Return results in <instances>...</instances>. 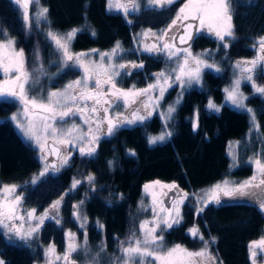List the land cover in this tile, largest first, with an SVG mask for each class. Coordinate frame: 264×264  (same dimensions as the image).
Returning a JSON list of instances; mask_svg holds the SVG:
<instances>
[{
  "label": "trees",
  "instance_id": "trees-1",
  "mask_svg": "<svg viewBox=\"0 0 264 264\" xmlns=\"http://www.w3.org/2000/svg\"><path fill=\"white\" fill-rule=\"evenodd\" d=\"M182 2L178 0L164 9L146 7L127 18L109 10L108 0H40L39 6L48 9V30L65 33L72 28L82 29L71 44L73 53L93 49L109 51L119 41L120 61L142 62V70L132 71L124 80L122 87L127 89L132 85L136 88L149 85L153 75L163 66L146 55L133 52L136 34L144 28L151 31L162 28ZM233 4L232 23L237 41L224 51L220 72L204 71L200 86H190L182 92L176 86L168 90L164 103L174 100L179 92L181 97L168 124L172 135L163 142L148 143L150 135L164 128L154 115L143 123L119 128L112 136L101 137L93 156L75 154L69 166L29 185V180L41 169L40 160L7 118L17 110L18 104L0 100V186L17 185V193L23 197V208H35L40 215L63 197L59 205L60 223L46 220L40 229L38 243L10 242L0 230V259L5 264H40L42 247L50 244L58 253H63L64 231L78 232L72 218V206L76 201H83L89 245L96 246L102 239L107 251H113L115 244L127 238L136 226V208L145 184L175 183L181 192L190 195L228 178L238 180L249 176L248 166L241 164L232 168L228 146L238 142V154L243 159L257 149L264 151V104L255 96H249L246 101L256 112L258 133L251 130L253 125L245 111L223 104V90L229 81L230 63L250 57L248 40L264 35V0H233ZM0 29L15 39L18 49L24 50L26 60L30 61L34 46L42 47L45 59L49 60L50 49L44 33L37 29L36 37L33 33L27 34L10 0H0ZM215 46L212 39L197 33L191 48L199 52ZM77 75V71L67 69L55 75L50 86L52 89L61 87L75 80ZM209 100L219 106V112L208 108ZM194 121L197 123L195 131ZM90 174L95 180L88 190L83 179ZM74 179L82 181L75 189L71 187ZM181 215L182 222L164 233L167 244L196 249L199 244L186 234L187 229L196 226L205 240L214 238L211 250L222 264H252L248 246L259 240L264 231V220L259 213L235 203H221L210 204L196 215L186 205Z\"/></svg>",
  "mask_w": 264,
  "mask_h": 264
},
{
  "label": "snow or ice",
  "instance_id": "snow-or-ice-1",
  "mask_svg": "<svg viewBox=\"0 0 264 264\" xmlns=\"http://www.w3.org/2000/svg\"><path fill=\"white\" fill-rule=\"evenodd\" d=\"M108 2L111 8L114 0ZM175 2L176 0H146V7L153 10L164 9ZM16 3L23 9L26 27H30L32 17L29 6L32 4L39 6L40 0H16ZM115 4L118 9L123 10L126 18L130 13L140 11V0L123 2L115 0ZM47 13L46 7H38L35 13L37 23L47 21ZM233 13V0H185L165 29L159 32H152L149 29L142 33L143 36L151 34L156 38L150 46L144 45V51L150 53L163 51L166 53V59L175 65L154 74L156 82L144 89H135L133 86L132 89L125 90L118 86L116 78L130 73L128 63H117L115 60L117 54L122 51L119 41L110 53H98L100 57L98 62L89 61L91 53L71 51V44L82 29L72 28L65 33L49 29L46 36L55 50L61 54L60 63L68 66V62L72 61L83 69L84 75L81 79L65 85L63 89L49 90L46 97L43 94H33L40 84L41 77L45 75L39 52L36 53L35 64L29 68L24 50L16 48L15 39L9 36L6 30H0V74L3 77L0 78V97L10 96L21 105V111L13 114L10 119L27 140L39 147L41 160L44 162V170L39 175L43 176L50 168L59 171L60 168L67 166L70 163L72 149L78 148L82 157H91L95 154L96 146L103 135L112 136L125 124L143 123L152 112L161 108L165 92L174 84L181 89L193 83L199 84L204 68L220 72L219 66L204 59L209 53L194 54L188 42L193 40L197 33L207 29L209 34H214L217 40L222 42L225 49L228 48L230 40L235 38ZM92 34L95 35V32ZM177 40L187 46L180 47L175 43ZM252 47L256 51V56L251 60H238L233 64L236 70L234 79L231 86L224 91L226 100L231 105L249 113L253 125L251 130L259 133L260 126L256 122L255 112L247 108L245 104L247 97L241 92L240 87L242 82H248L254 93L264 96V85L258 84L254 75L257 68L264 69V35L259 36ZM91 52L98 50L93 49ZM142 67L143 64L131 63V68ZM157 89L158 95L155 94ZM176 103H179V98ZM121 107L123 111H119ZM208 108L220 111L212 100L208 101ZM174 112L175 106L169 105L166 112H161V116L167 121ZM77 115L82 123L73 121L69 126H65L68 118ZM196 128L197 123L194 121L193 130ZM171 135L170 131H164L158 136H150L148 143L152 145L163 142ZM234 148V144L229 145V155L235 160L232 151ZM130 154L135 155L134 152ZM49 156H55L56 159L48 160ZM249 163L254 165L250 178L241 182L225 179L201 193L192 194L196 198L197 214L203 212L209 204L220 205L224 197L250 199L264 212V151L250 157ZM109 164L112 162L109 161ZM36 179L33 178V184L36 183ZM86 179L92 185L95 177L90 174ZM80 183L81 180L74 179L72 188L75 189ZM153 183L169 191L178 189L175 183L161 184L160 181ZM17 187L15 184L0 186V230L9 234L10 239L15 237L28 242L35 239L45 219L58 215L63 197L54 201L45 209L43 215L38 216L35 208L23 209V197L17 193ZM150 187L149 184L144 185L146 191ZM188 197L187 192L178 190L175 196L170 197L171 207L161 206L164 202H157L153 197V219L141 221L139 231H131L126 240L119 242L120 255L115 257L111 264H222L209 251V241L204 239L196 226L191 227L188 232L193 238L203 242L200 250H189L180 244L165 247L164 232L181 223L183 218L180 206ZM73 209V216L80 221V227L86 229L87 217L81 216L79 205H73ZM141 210H146L143 201ZM57 223L60 221L57 220ZM99 227L103 228V225ZM65 235L67 247L62 255L56 253L54 245H49L45 249L46 264H75L74 253L80 250L86 255L89 253L86 230L82 244L77 242L75 233L67 232ZM214 242L213 238L212 243ZM248 247L253 264H256L258 252L264 254V237L250 242ZM105 250L106 246L101 244L100 250L87 260L86 264H100V253ZM0 264L5 262L0 260Z\"/></svg>",
  "mask_w": 264,
  "mask_h": 264
},
{
  "label": "rangeland",
  "instance_id": "rangeland-1",
  "mask_svg": "<svg viewBox=\"0 0 264 264\" xmlns=\"http://www.w3.org/2000/svg\"><path fill=\"white\" fill-rule=\"evenodd\" d=\"M11 1V3H12V5L15 7V9H17V11H18V13H19V17H20V19L23 21V24H24V27H25V29L27 30V34H29V33H33L34 34V37H36V30L38 29V30H40V32L42 33H44V37H45V40L48 42V44H49V51H48V53H49V60H46L45 58H46V56H45V54L43 53V49H42V47H38V46H34L33 47V52H32V56H31V58L29 59L30 61H28L27 60V63H28V66H29V68H31L34 64H35V57H36V53H37V51L39 52V57H40V61L42 62V64H43V68H44V70H45V75L44 76H42L41 77V81H40V84L36 87V89L33 91V94L34 95H36V94H43L45 97H46V95H47V92L49 91V90H53V91H55V90H59V89H63L64 88V86L65 85H67V84H69L70 82H72V81H75V80H78V79H81V77L84 75V71H83V69L82 68H80L79 67V65L78 64H74L72 61H69L68 62V66H64V65H62L61 63H60V60H61V54L59 53V52H57L56 50H55V48H54V46H53V44L50 42V40L47 38V36H46V33H47V31H48V29H47V21H40L39 23H37V21H36V19H35V13H36V11H37V8L38 7H40V6H38V5H35V4H32V5H30L29 6V12H30V16L32 17V21H31V26L30 27H26V25H25V22H24V19H23V15H22V13H23V9L20 7V5L19 4H17L16 3V0H10ZM176 1H178V0H176ZM181 1H183L182 2V4L180 5V7L183 5V3L185 2V0H181ZM121 2H123V0H121ZM109 7V6H108ZM179 7V8H180ZM144 8H146V0H140V11L142 10V9H144ZM148 8V7H147ZM146 8V9H147ZM179 8L175 11V13H174V15L172 16V18L169 20V22L168 23H166L162 28H160V29H157V30H155V31H152V32H159L160 30H162V29H165L167 26H168V24L171 22V20L175 17V15H176V12L179 10ZM109 10H111V11H114V12H118V13H120V14H122L124 17H125V15H124V12H123V10L122 9H118L117 7H116V4H115V0H114V2H113V5H112V7L110 8L109 7ZM140 11H138V12H140ZM138 12H133V13H130L129 15H132V14H137ZM128 15V16H129ZM1 30V29H0ZM148 29H141L137 34H136V36H135V38H134V46H133V48H132V50H133V52L134 53H138V54H145V55H149V56H151V57H154V58H159V57H161L162 58V60H163V64H164V67H163V69L162 70H168L169 69V67H170V65H171V67H174L175 65H174V63H172V62H170V61H168L167 59H166V53L165 52H152V53H150V52H147V51H144V45L145 44H148L149 46L152 44V42L153 41H155V37L154 36H152L151 34H149L148 36H143V35H141L142 33H144L145 31H147ZM202 35H204V36H206V37H209L210 39H212L213 41H214V43L216 44V46H215V48L214 49H212V50H204V51H199V52H194L193 50H192V48H191V51L194 53V54H199V53H204V52H207V53H209V55H207V56H205L204 57V59H206L209 63H215L217 66H221V64H222V61L221 60H224V58H225V56H224V51H226V49L223 47V44H222V42H220V41H218L217 40V38L215 37V35L214 34H209L208 32H207V29H204V30H202L201 32H200ZM32 34V35H33ZM259 37V35L257 36V37H251L250 39L251 40H248V43H249V48L251 49V56L250 57H248V58H240V59H235L234 61H232L231 63H230V65H229V69H227L228 71V73L230 74V76H229V81H228V83H227V85L225 86V88H228V87H230L231 86V84H232V82H233V79H234V73H235V69L233 68V64L236 62V61H238V60H251V59H253L255 56H256V51H255V49L252 47V45L255 43V41H256V39ZM226 39H229V38H226ZM235 41H237L235 38L234 39H231L230 40V43H233V42H235ZM229 43V44H230ZM15 46H16V43H15ZM16 48L18 49V47L16 46ZM108 53H110L111 52V50L110 51H107ZM76 53H91V56L88 58L89 59V61H99V59H100V57H99V55H98V53H104V52H91V51H87V52H76ZM121 53H122V51H120L118 54H117V56L115 57V60H116V62L117 63H128L129 64V69H130V73L129 74H122L121 76H119V77H117L116 79H117V81H118V86L120 87V88H123L122 87V84H123V82H124V80L125 79H127L129 76H130V74H131V71H134V70H137L138 68H131V63L132 62H135V61H127V60H119V55H121ZM221 55V56H220ZM219 57V58H218ZM117 58H118V60H117ZM224 62V61H223ZM85 63H87V61H85ZM38 66V65H37ZM67 69H69V70H72V71H77L78 72V75H77V78L75 79V80H70V81H67V82H65L64 83V85L63 86H61V87H57L56 89H52L51 88V83L52 82H54V80H55V78H54V76L56 75H59L61 72H63V71H65V70H67ZM207 70H212V71H214V72H216L215 71V69H209V68H204L203 69V71H202V73L204 72V71H207ZM160 71H158V72H156V73H159ZM155 73V74H156ZM202 73H201V79H202ZM254 75H255V79H256V82L258 83V84H260V85H264V69H262V68H257V70L255 71V73H254ZM0 78H3L2 77V74H0ZM156 82V80H155V75H153V77H152V81L150 82V84H153V83H155ZM194 85H197V86H200V83L199 84H196V83H193L191 86H194ZM148 85H146V86H143L142 88H136L135 87V89H144V88H146ZM173 86H176L177 87V89L179 88V90L182 92V90H184L185 88H188V87H190V86H188V87H185L184 89H181L178 85H173ZM172 86V87H173ZM244 87L245 88H249V90L247 89H244ZM133 88V86H129L127 89H125V90H128V89H132ZM225 88H224V90H225ZM169 89H171V87L170 88H168L167 89V91L165 92V94H164V96L166 95V93L168 92V90ZM223 90V92H224V102H223V104H227V105H229V106H231V107H233V108H235L233 105H231V103L230 102H228L227 100H226V93H225V91ZM240 90H241V92H243V94L247 97V95L245 94V92L247 91V92H249L250 93V95L249 96H255V97H257L263 104H264V96H260L259 94H257V93H254V91H253V88H252V86H251V84L250 83H248V82H242V84H241V87H240ZM245 91V92H244ZM156 95H158L159 93H158V89H157V91H156V93H155ZM180 97H181V93L179 92V94H177L175 97H174V100H172L171 102H165L164 103V100H162L161 101V108H158L156 111H154V112H152V115L150 116V117H152V116H157L158 118H159V120L162 122V124H164V128L159 132V133H157V134H154V135H150V136H158V135H160L162 132H164V131H169V127H168V124H169V120H167V121H165L163 118H162V116H161V112L163 111V112H166L167 111V108H168V106L169 105H174V106H176V101H177V99L179 98L180 99ZM144 99H146V97L144 98ZM0 100H11V101H15L17 104H18V107H17V110L16 111H14V112H12L7 118L11 121V123L13 124V126H14V128H15V130L17 131V133L28 143V144H30L33 148H34V150H35V155H36V157L40 160V163H41V169H40V171H39V173H38V175H35V176H33V178L35 177V178H37L36 179V183L40 180V179H42V178H44L45 176H47L48 174H50V173H57L58 171H51V170H47V171H45V174L43 175V176H40L39 174H40V172L41 171H43L44 170V162L41 160V153H40V150H39V147L38 146H36L32 141H29V140H27L25 137H24V135H23V133L22 132H20L17 128H16V126H15V123L10 119L11 118V116L13 115V114H15V113H18V112H20L21 111V105L19 104V102L18 101H16L15 99H13L12 97H10V96H3V97H0ZM120 103L122 104V100L120 101ZM217 107H219V106H217ZM237 109V108H236ZM150 110V109H149ZM238 110H241V109H238ZM119 111H123V108L121 107L120 109H119ZM149 117V118H150ZM148 118V119H149ZM147 120V119H146ZM145 120V121H146ZM73 121H75L76 123H78V124H80V123H82L81 121H80V119H79V115H77V116H75V117H72V118H68L67 119V124L65 125V126H69ZM144 121V122H145ZM135 124H139V122H137V123H134V124H131V125H127V124H125V125H122L121 127H130V126H132V125H135ZM86 127V126H85ZM120 127V128H121ZM252 128H253V126H252ZM105 136H107V135H105ZM104 136V137H105ZM149 136V137H150ZM157 143H159V142H157ZM230 144H234L235 145V148L232 150V151H234V154H235V160L233 159V156L232 155H229V152H230V149H229V146H228V156H229V158H230V161H231V166H232V168H235L236 166H237V157H238V145H237V142H232V143H230ZM229 144V145H230ZM153 145V144H152ZM258 152L260 153V150L258 149ZM78 155L79 157H82L81 155H80V152H79V150H78V148H76V149H72V151H71V159H70V163L67 165V166H69L70 164H71V160H72V158H73V156L74 155ZM83 157H88V156H83ZM67 166H64V167H62V168H60V170H62L63 168H65V167H67ZM59 170V171H60ZM33 178L31 179V180H29V185H33V183H32V180H33ZM87 176H85V178L83 179L85 182H84V184H85V186L86 187H88V190H91V188H92V185H90L88 182H87ZM227 180H230V181H235V182H237V179H233V178H228ZM223 182V181H222ZM221 183V182H220ZM149 185H151V187L146 191L145 190V188L143 187V190H142V198H141V200H140V202H139V204H138V206H137V208H136V214L138 215V219H137V222H136V226L134 227V229L132 230V231H139V225H140V222L141 221H143V220H152L153 219V212H152V207H153V203H154V201H153V197H155L156 198V201L157 202H163V199H164V197L167 195V193L169 192V190L167 189V188H162L160 185H156V184H154L153 182H151V183H148ZM161 184H164V183H161ZM71 187H72V185H71ZM212 186H210V187H207V188H204V189H201V190H199V191H197V192H195V193H201L203 190H206V189H209V188H211ZM19 187H17V189H18ZM192 194H194V193H192ZM192 194H190L189 195V197H188V199H186L185 201H184V203L180 206V212L182 211V209H183V206H189L190 207V210L192 211V213L194 214V215H196L197 214V212H196V207H197V205H196V198L192 195ZM82 201V200H81ZM81 201H76L75 202V204L74 205H79V213L81 214V216H85V212H84V205L83 204H81ZM141 201H143V204H144V207H145V209L146 210H141ZM210 205V204H209ZM212 205H215L214 203H212ZM161 206H164L163 204L161 205ZM73 207V206H72ZM170 207H171V205H170ZM24 209V208H23ZM48 209V208H47ZM25 210V209H24ZM73 211H74V209H72V218H73V221L75 222V224H76V226H77V229H78V232L77 233H75L76 234V239H77V242L78 243H83V240H84V233H85V230L86 229H84V228H81L80 227V221L76 218V217H74L73 216ZM157 211H159V207H157ZM37 214V213H36ZM38 216L40 215V214H37ZM43 215V214H42ZM182 216V215H181ZM59 219V212H58V215L57 216H55V217H53V218H47V219H45L44 220V222L46 221V220H50V221H54V222H57V220ZM182 222V221H181ZM43 225V224H42ZM177 225H174L173 227H176ZM42 227V226H41ZM86 227H87V225H86ZM41 229V228H40ZM190 229V228H189ZM189 229H187V231H186V234H187V236L189 237V239L191 240V241H194V242H196V243H198L199 244V246L196 248V249H189V250H194V251H198V250H200L201 249V247L203 246V242L201 241V240H199L198 238H193L190 234H189V232H188V230ZM170 229H167L165 232H167V231H169ZM2 232H3V234L6 236V238L8 239V241H10V242H16V241H21V240H19L18 238H15V237H12L11 239L9 238V234H6L5 233V231L4 230H1ZM39 232H40V230H39ZM39 232H38V234L36 235V237H35V239H33V240H31V241H28V242H25V241H21V242H23V243H38V237H39ZM67 232H70L69 230H65L64 231V237H65V249H66V247H67V238H66V235H65V233H67ZM164 232V233H165ZM74 233V232H73ZM130 234V233H129ZM129 236V235H128ZM127 236V237H128ZM262 237H264V231H263V234H262ZM127 238H125V239H123V240H126ZM87 241H88V237H87ZM122 241V240H121ZM207 241H209V251L212 253V250H211V247H212V241L210 240V239H207ZM101 244H104V241L102 240V239H100V241H98V243L96 244V246H90L89 245V243H88V248L90 249V251H89V253L86 255L85 254V252L83 251V250H80V251H78V252H76V253H74L73 254V260H74V262H75V264H86V261L87 260H89V259H91V257L92 256H94L99 250H100V246H101ZM164 244H165V247H172V246H174V245H176V244H167L165 241H164ZM51 245V244H50ZM49 246V245H48ZM48 246H43L42 247V261H41V263L40 264H46V260H45V249L48 247ZM65 251V250H64ZM56 253L57 254H63V253H58L57 251H56ZM213 254V253H212ZM120 255V251H119V242L117 243V244H115V246H114V249H113V251H107V249L104 251V252H102V253H100V256H99V261H100V264H111V262L115 259V257H117V256H119ZM214 255V254H213ZM1 260V259H0ZM249 260H250V262L253 264V259H252V257H251V254H250V251H249ZM256 264H264V254H260L259 252H258V255H257V257H256Z\"/></svg>",
  "mask_w": 264,
  "mask_h": 264
},
{
  "label": "flooded vegetation",
  "instance_id": "flooded-vegetation-1",
  "mask_svg": "<svg viewBox=\"0 0 264 264\" xmlns=\"http://www.w3.org/2000/svg\"><path fill=\"white\" fill-rule=\"evenodd\" d=\"M191 46H192V44H191ZM111 50H112V49H111ZM109 51H110V50H109ZM105 52H107V51H105ZM142 55H145V54L142 53ZM146 56H148V57H149L154 63H162V64L164 63L161 57H159V58H154V57H151V56H149V55H146ZM134 63H137V64H143L142 62H141V63H139V62H134ZM143 65H144V64H143ZM163 67H164V64H163V66H161V70H159V71H162ZM137 70H142V68H138ZM134 71H136V70H134ZM131 72H132V71H131ZM132 86H133V85H132ZM123 89H124V88H123ZM247 89L249 90V88H247ZM244 92H245V91H244ZM245 94L247 95V100H248L250 93H249V92H245ZM247 100H246V101H247ZM246 101H245V104H246ZM246 106H247V105H246ZM247 108H251V109H253V111L255 112L254 108L249 107V106H247ZM242 111H245V110H242ZM245 112L249 115V113H248L247 111H245ZM255 115H256V112H255ZM249 117H250V115H249ZM256 122H257V119H256ZM104 136H105V135H103L102 137H104ZM105 137H108V136H105ZM262 151H263V150H262ZM260 152H261V150H260ZM257 153H259V152H258V149H257L255 152L251 153L250 155L246 156L247 158H245V159L241 158V157L239 156V154H238V157H237V167L240 166L241 164H242V165H245V166H248V167H250V171H251V172H250V174H249L248 177L240 178V179L237 180V182L244 181V180L250 178V177L253 175L254 165L251 164V163H249V158H250V157H253V156H254L255 154H257ZM237 199H238L237 201H232V199H230V198H228V197H224L223 200H222V203H224V204L235 203V204H238V205H240V206H242V207H248L249 209L253 210L254 212L259 213V214L262 216L263 220H264V212H262V211L260 210L258 204H256L254 201H252V200H250V199H247V198H237ZM241 199H242V200H241ZM261 237H262V236H261Z\"/></svg>",
  "mask_w": 264,
  "mask_h": 264
},
{
  "label": "water",
  "instance_id": "water-1",
  "mask_svg": "<svg viewBox=\"0 0 264 264\" xmlns=\"http://www.w3.org/2000/svg\"><path fill=\"white\" fill-rule=\"evenodd\" d=\"M197 35V34H196ZM196 35L194 36V38H193V40H191V41H189L188 43H190V44H192L193 43V41H194V39H195V37H196ZM175 43H177L180 47H186L187 45H185V44H180V42H179V40H177V41H175ZM49 143H51V141H49ZM56 159V157L55 156H49L48 157V160H55ZM49 170H51V171H55V170H52L51 168L49 169ZM179 189H174V190H172V191H169L168 193H167V195L164 197V199H163V202H164V206H167V207H170V205H171V200H170V197H173V196H175V194H176V192L178 191ZM180 191V190H179ZM238 199H232V201H237ZM242 200V199H241Z\"/></svg>",
  "mask_w": 264,
  "mask_h": 264
}]
</instances>
